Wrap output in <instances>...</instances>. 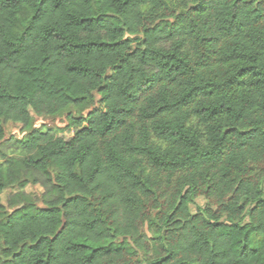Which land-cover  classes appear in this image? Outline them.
Masks as SVG:
<instances>
[{"label": "trees", "instance_id": "obj_1", "mask_svg": "<svg viewBox=\"0 0 264 264\" xmlns=\"http://www.w3.org/2000/svg\"><path fill=\"white\" fill-rule=\"evenodd\" d=\"M0 264H264V0H0Z\"/></svg>", "mask_w": 264, "mask_h": 264}, {"label": "rangeland", "instance_id": "obj_2", "mask_svg": "<svg viewBox=\"0 0 264 264\" xmlns=\"http://www.w3.org/2000/svg\"><path fill=\"white\" fill-rule=\"evenodd\" d=\"M66 121L64 118H37L36 120V127H44L45 129H60L65 127ZM6 131H7V137L13 136L16 138H21L25 134L22 130V127L20 125L16 124H8L6 126ZM17 190L16 189H8L6 190L3 195H2V200L4 203H6L7 198L15 193ZM27 192L32 194V195H38L39 193L42 192L41 187H32L29 186L27 188ZM199 204H203L202 201H199Z\"/></svg>", "mask_w": 264, "mask_h": 264}]
</instances>
